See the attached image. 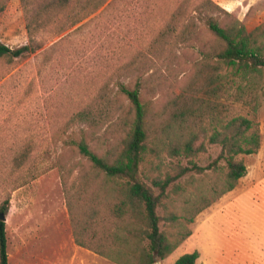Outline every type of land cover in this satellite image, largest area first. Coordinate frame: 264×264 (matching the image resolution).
<instances>
[{"label":"rangeland","instance_id":"rangeland-1","mask_svg":"<svg viewBox=\"0 0 264 264\" xmlns=\"http://www.w3.org/2000/svg\"><path fill=\"white\" fill-rule=\"evenodd\" d=\"M46 1L33 0L34 11ZM211 1L220 8L207 0H108L75 26L65 15L79 10L71 3L66 11H45L35 52L0 57V208L10 199V264H70L72 225L57 162L81 159L66 141L84 139L101 156L123 149L129 126L120 115L133 113L119 94L121 83L133 87L142 75L143 101L152 115L166 118L173 101L190 92L201 51L215 42L206 20L223 26L239 21L248 31L264 24V0ZM0 42L13 50L29 44L21 0H0ZM83 111H92L99 123L83 120ZM239 115L253 120L261 134L258 153L242 156L247 175L200 213L188 226L191 236L156 264H176L194 251L198 264H264V78L257 113L233 104L232 116ZM205 144L202 166L220 152ZM143 171L157 173L148 165ZM193 180L198 186L199 178ZM19 184L25 186L13 191ZM99 264L115 263L101 258Z\"/></svg>","mask_w":264,"mask_h":264},{"label":"trees","instance_id":"trees-1","mask_svg":"<svg viewBox=\"0 0 264 264\" xmlns=\"http://www.w3.org/2000/svg\"><path fill=\"white\" fill-rule=\"evenodd\" d=\"M21 1L30 42L17 50L0 42V57L19 58L39 48L35 34L45 24L40 20L45 11H66L76 3L78 11L65 12L75 26L108 0H48L37 11L33 0ZM207 3L220 8L211 0ZM206 24L215 42L201 51L202 64L197 65L199 73L188 85L190 92L173 101L169 116L151 114L142 98L143 77L139 75L133 87L124 83L119 87L133 113L131 118L126 111L120 115L121 123L129 126L123 149L101 156L84 139L66 141L81 159L57 162L75 243L115 264H156L158 259L169 257L191 236L188 226L195 218L234 191L247 175L242 156L260 150L259 126L248 117L232 116V107L241 104L253 113L259 109L264 24L253 31L239 21L223 26L209 18ZM202 78L204 81H199ZM105 114L110 117V111ZM80 116L91 125L99 123L92 111H83ZM205 141L219 147L220 152L202 166L201 155L208 152ZM145 165L157 173H145ZM194 178H199L198 186ZM24 186L19 184L13 191ZM190 186L195 187L192 190ZM9 205L7 199L0 214H5ZM199 258L198 251L186 253L176 264H198ZM0 264H10L5 221H0Z\"/></svg>","mask_w":264,"mask_h":264},{"label":"crops","instance_id":"crops-1","mask_svg":"<svg viewBox=\"0 0 264 264\" xmlns=\"http://www.w3.org/2000/svg\"><path fill=\"white\" fill-rule=\"evenodd\" d=\"M68 215H69V213H68ZM72 235H73V231H72ZM72 238H73L72 246L69 247V248H71V251H72V259H71L70 264H92V263L99 264V259H101V258L103 260L108 261V262H112L105 257H102V256H100V255H98V254H96V253H94L88 249H85V248L78 246L75 243L74 236H72Z\"/></svg>","mask_w":264,"mask_h":264},{"label":"water","instance_id":"water-1","mask_svg":"<svg viewBox=\"0 0 264 264\" xmlns=\"http://www.w3.org/2000/svg\"><path fill=\"white\" fill-rule=\"evenodd\" d=\"M0 221H7V217L5 214H0Z\"/></svg>","mask_w":264,"mask_h":264}]
</instances>
